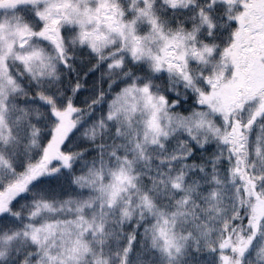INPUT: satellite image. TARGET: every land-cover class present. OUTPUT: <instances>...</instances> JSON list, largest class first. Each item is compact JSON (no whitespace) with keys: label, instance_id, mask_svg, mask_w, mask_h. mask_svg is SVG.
<instances>
[{"label":"snow or ice","instance_id":"snow-or-ice-1","mask_svg":"<svg viewBox=\"0 0 264 264\" xmlns=\"http://www.w3.org/2000/svg\"><path fill=\"white\" fill-rule=\"evenodd\" d=\"M0 264H264V0H0Z\"/></svg>","mask_w":264,"mask_h":264}]
</instances>
